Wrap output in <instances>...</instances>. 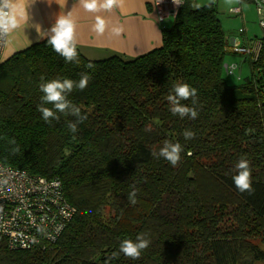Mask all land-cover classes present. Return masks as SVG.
Wrapping results in <instances>:
<instances>
[{"label":"trees","instance_id":"obj_1","mask_svg":"<svg viewBox=\"0 0 264 264\" xmlns=\"http://www.w3.org/2000/svg\"><path fill=\"white\" fill-rule=\"evenodd\" d=\"M226 39L182 0L135 58L46 38L2 61L0 163L58 178L76 213L44 247L0 237V264L264 262V38L236 84Z\"/></svg>","mask_w":264,"mask_h":264},{"label":"crops","instance_id":"obj_2","mask_svg":"<svg viewBox=\"0 0 264 264\" xmlns=\"http://www.w3.org/2000/svg\"><path fill=\"white\" fill-rule=\"evenodd\" d=\"M8 8L2 60L46 38L68 39L89 59H131L158 48L165 26L153 0H9Z\"/></svg>","mask_w":264,"mask_h":264},{"label":"built area","instance_id":"obj_3","mask_svg":"<svg viewBox=\"0 0 264 264\" xmlns=\"http://www.w3.org/2000/svg\"><path fill=\"white\" fill-rule=\"evenodd\" d=\"M158 20L163 23L175 16L182 0H153ZM260 16L259 26L264 38V0H252ZM9 0H0V63L9 30ZM240 14V9L230 10ZM239 30L238 34H243ZM261 38L241 42L234 36L227 37L229 53L250 60L257 59ZM249 42V43H248ZM237 64L223 63V73L236 71ZM76 209L63 192L58 178L47 179L0 163V237L12 250H27L56 242L71 222Z\"/></svg>","mask_w":264,"mask_h":264},{"label":"rangeland","instance_id":"obj_4","mask_svg":"<svg viewBox=\"0 0 264 264\" xmlns=\"http://www.w3.org/2000/svg\"><path fill=\"white\" fill-rule=\"evenodd\" d=\"M192 6H203L208 3L215 5L217 10V17L220 25L226 36L230 38L234 36L241 42L242 38L249 40L261 38L263 31L259 26L260 16L257 13L254 3L246 0H188ZM240 9V14H231L230 10ZM172 16L165 21V26L168 27L172 23ZM239 30H243V34H238ZM249 43V42H248ZM232 56V57H231ZM9 58V56H8ZM7 59V58H6ZM4 59V60H6ZM3 60V61H4ZM224 60L229 61L230 64H237L238 68L233 73L226 75L223 73L225 81L230 84H236L242 79L250 75V60H246L244 56L235 54H226ZM226 63H229L227 62ZM259 248L264 250V244L257 243ZM255 264H264V262H257Z\"/></svg>","mask_w":264,"mask_h":264},{"label":"clouds","instance_id":"obj_5","mask_svg":"<svg viewBox=\"0 0 264 264\" xmlns=\"http://www.w3.org/2000/svg\"><path fill=\"white\" fill-rule=\"evenodd\" d=\"M2 61H3V60H2ZM2 61H1V62H2Z\"/></svg>","mask_w":264,"mask_h":264}]
</instances>
